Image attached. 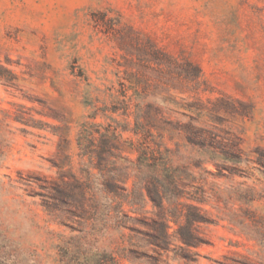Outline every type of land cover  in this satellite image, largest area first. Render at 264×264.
I'll list each match as a JSON object with an SVG mask.
<instances>
[{
  "label": "rangeland",
  "instance_id": "374dc122",
  "mask_svg": "<svg viewBox=\"0 0 264 264\" xmlns=\"http://www.w3.org/2000/svg\"><path fill=\"white\" fill-rule=\"evenodd\" d=\"M191 118L207 140L237 144L240 162L218 171L189 145ZM137 122L171 151L186 192L203 195L204 244L157 249L148 235L159 230L135 220L166 219L174 234L173 206L104 192L97 163L133 188ZM84 126L116 128L118 150L84 155ZM90 146L102 147L98 135ZM0 149L3 264H73L78 251L117 264H264V0H0ZM176 213L183 226L186 209Z\"/></svg>",
  "mask_w": 264,
  "mask_h": 264
},
{
  "label": "trees",
  "instance_id": "16d2710c",
  "mask_svg": "<svg viewBox=\"0 0 264 264\" xmlns=\"http://www.w3.org/2000/svg\"><path fill=\"white\" fill-rule=\"evenodd\" d=\"M169 60L175 62V60H171V58H169ZM188 66L191 67V64L188 63ZM181 76H183V73ZM164 99L168 102L177 104V101L170 97ZM238 102L239 104H243V102ZM196 110L202 112V109L197 108ZM250 110L251 107L246 113L239 114L248 116ZM209 118L214 124H217L215 121L217 117L210 116ZM212 118L214 119L212 120ZM196 123L197 119L191 118V122L186 125V129H184L187 133L186 141L189 145L199 148L203 154L209 155L208 161L214 163L218 171H229L231 170L229 165L232 164L231 166L233 168V166L240 162L238 156L235 154L238 151L237 144L224 140H215L214 137H210L211 135L207 140L205 135H207L209 131L203 127L196 126ZM105 131L110 134L109 137L100 132V126H96L94 129L87 126L83 127L79 133L77 142L84 155L96 154L97 160L102 161L103 158L101 157V153H103V150L106 148H103V145L109 148L106 152H111V149L118 150L116 144L120 141V134L117 133V129L115 128L111 131L106 129ZM122 131H124V129H122ZM134 133L140 135V141L136 150L138 153L137 160L135 164H132V167H127L125 169L126 171L133 170L135 172L133 188L128 190L125 187L119 188L117 186L119 182L124 184L125 181L128 180L129 174L125 177L120 175V177L116 179L114 175L109 174L106 168L100 167L102 165L97 163L96 168L101 172H105L103 174L104 192L116 199H128L129 204L131 203V205L139 206L140 208H143V205L147 201L151 202L158 208L162 207L164 204L173 206V212H175L173 215V222L175 225L179 226L174 234L168 233L171 227L169 223L170 221L166 219L160 221L153 220L150 223L140 219L135 220L138 226L149 228L151 230L157 228V230H159V236L148 235V237L153 240V243L151 244L157 249L161 251L167 250L171 245L172 238L180 247L196 248L204 244L200 233H198L197 228L195 227V225L206 224L209 222L206 212L200 207L205 202L203 195L197 193L189 195L186 192L188 185L185 184L186 180L184 178L182 181L180 174L181 168L173 163L171 151L166 148L161 150V148H163L161 142L154 143V141L149 139V130L141 125L140 122H137V130H135ZM96 135L101 139L102 147H94V149H91L90 145L94 141ZM194 136H198V139ZM153 144L156 145V149H154ZM111 157L119 158L127 162L125 158L119 157V155H111ZM194 166L199 167L198 164ZM185 169L186 168L183 166V174ZM57 193L60 194L61 198L69 197L65 193ZM53 198L55 199V197ZM182 199H185L187 202L181 203ZM179 207H183V210L186 209L187 211V213L184 214L185 224L183 226H180L178 223L179 215L176 212H179ZM131 231L137 234H142L141 231L137 229H132ZM72 262L73 264H117L114 257L109 254L94 253L89 255L80 251L76 252L73 256ZM0 264H3V262L0 261Z\"/></svg>",
  "mask_w": 264,
  "mask_h": 264
}]
</instances>
